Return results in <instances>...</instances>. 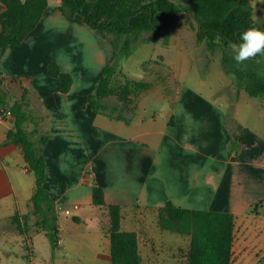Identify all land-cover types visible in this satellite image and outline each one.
Listing matches in <instances>:
<instances>
[{
  "label": "crops",
  "instance_id": "obj_1",
  "mask_svg": "<svg viewBox=\"0 0 264 264\" xmlns=\"http://www.w3.org/2000/svg\"><path fill=\"white\" fill-rule=\"evenodd\" d=\"M60 4L45 0L35 27L0 58V88L9 103L23 104L25 131L36 143L46 135L37 148L45 159V191L56 208L58 244L52 249L44 229L29 219L36 218L35 175L21 145L7 141L13 118L0 110V262L34 264L42 255L53 264H114L105 210L91 200L96 183L106 203L124 206L120 228L136 232L139 264H187L191 234L160 222L167 201L231 213V264H264V94L250 96L256 97V129L228 122L224 111L179 85L174 94L159 93L169 105L162 118L95 112L86 97L115 51ZM5 8L0 0V13ZM52 62L58 76L49 73ZM63 73L71 78L66 91L59 87ZM233 135L238 148L230 143ZM39 233L47 241L38 249L33 234Z\"/></svg>",
  "mask_w": 264,
  "mask_h": 264
},
{
  "label": "trees",
  "instance_id": "obj_2",
  "mask_svg": "<svg viewBox=\"0 0 264 264\" xmlns=\"http://www.w3.org/2000/svg\"><path fill=\"white\" fill-rule=\"evenodd\" d=\"M1 1L6 8L0 13V58L8 46L19 45L22 42L26 33L35 27L45 8V0ZM188 2L199 25L197 38H207L211 46L217 45L219 40L224 45L234 44L238 48L242 43L241 35L244 31L253 27L264 30L263 26L254 22L251 0H188ZM59 8L68 16L81 15L87 26L98 30L109 41L116 54L122 53L125 56L131 54V42L142 32L171 27L181 11L173 0H61ZM223 59L229 62L227 58ZM232 68L238 82L249 96L264 94V77L257 71L243 70L240 64H235ZM48 69L52 76L59 75V67L55 62L50 63ZM114 73L115 62L107 63L101 68L95 92L86 97V102L93 111L110 116L113 114L104 98L116 92L112 82ZM70 81L69 74L63 73L60 89L66 91ZM140 85L149 84L126 78L120 87L118 86L123 104L129 102L132 89ZM0 110L1 113L9 110L13 118V127L7 132V141L21 145L28 167L34 172L36 180L32 196L34 213L40 217L37 223L44 229L54 249L58 244L56 208L44 187V156L39 148L33 147L29 138L31 135L23 127L28 114L21 102L9 103L1 88ZM34 132L37 133L38 130L35 129ZM234 138L235 135L232 136L231 145L235 144ZM45 141L46 135L41 133L37 138L38 145L44 144ZM91 194L92 204L104 209L109 218L107 232L112 262L139 264L141 256L136 232L120 228L124 206L106 203L103 188L96 183L91 184ZM160 222L172 230L191 234L187 264H231L234 226V216L231 213L190 209L167 201L160 212Z\"/></svg>",
  "mask_w": 264,
  "mask_h": 264
},
{
  "label": "rangeland",
  "instance_id": "obj_3",
  "mask_svg": "<svg viewBox=\"0 0 264 264\" xmlns=\"http://www.w3.org/2000/svg\"><path fill=\"white\" fill-rule=\"evenodd\" d=\"M173 1L178 4L181 11L171 27L142 32L131 42L132 52L128 56L115 53V73L112 82L116 92L104 98V102L113 113L132 115L143 111L142 114L146 116L156 114L157 117L162 118L169 105L165 99L159 98V93L174 94L176 86L179 85L181 88L194 90L224 111L228 122L235 120L256 129V97H250L243 91L232 70V66L237 64L233 57L237 54L238 48L234 44L224 45L219 40L217 45L211 46L207 38L198 39L196 33L199 25L189 8L188 0ZM252 6L254 22L264 27V0L252 1ZM108 45L111 48L109 41ZM256 60V58L248 59L240 65L243 70L255 72L257 66V72H261L260 75L264 77V55ZM126 78L145 81L149 85H140L132 89L129 102L123 104L118 86L120 87ZM237 93L239 94L236 97ZM231 97L233 104L228 102ZM145 103L146 107L143 110L141 105ZM29 138L33 147L37 149L36 141L31 136ZM236 144L235 139L234 145ZM238 146L237 144V148ZM90 170L89 167L86 171ZM104 213L102 219L105 215L108 222L103 220V224L108 229L109 218L105 211ZM29 219L32 223L36 220L33 224L34 228L40 227V223H37L40 221L39 216L36 218L31 216ZM33 239L38 249L43 247L42 242L47 241L44 233L33 234ZM34 264L53 263L49 258L45 260L41 255Z\"/></svg>",
  "mask_w": 264,
  "mask_h": 264
},
{
  "label": "clouds",
  "instance_id": "obj_4",
  "mask_svg": "<svg viewBox=\"0 0 264 264\" xmlns=\"http://www.w3.org/2000/svg\"><path fill=\"white\" fill-rule=\"evenodd\" d=\"M241 40L237 54L233 57L237 64H242L257 55H264V30L249 28L242 33Z\"/></svg>",
  "mask_w": 264,
  "mask_h": 264
},
{
  "label": "built area",
  "instance_id": "obj_5",
  "mask_svg": "<svg viewBox=\"0 0 264 264\" xmlns=\"http://www.w3.org/2000/svg\"><path fill=\"white\" fill-rule=\"evenodd\" d=\"M3 115H10V111L9 110H6L4 113H2ZM70 211L69 210H66V213H69Z\"/></svg>",
  "mask_w": 264,
  "mask_h": 264
}]
</instances>
